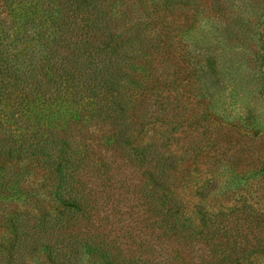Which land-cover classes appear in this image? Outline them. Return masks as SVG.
I'll list each match as a JSON object with an SVG mask.
<instances>
[{
  "label": "trees",
  "instance_id": "1",
  "mask_svg": "<svg viewBox=\"0 0 264 264\" xmlns=\"http://www.w3.org/2000/svg\"><path fill=\"white\" fill-rule=\"evenodd\" d=\"M7 8L10 17L0 21V124L5 117L8 127H0V161L34 160L47 166L55 201V209L38 215L14 212L2 245L19 253L22 263L14 264L40 252L55 264H79L84 257H98L97 264H170L149 255L145 241L137 249L126 248L96 232L97 204L81 177L90 164L98 175L112 177L116 155L143 167L147 209H156L158 228L175 236L178 252L187 253L205 239L217 248L225 237L219 257L204 264H243L246 258L238 255L254 245L252 232H224L221 224L235 207L216 203L215 185L200 195L201 178L194 182L199 197L188 206L172 182L180 165L162 148L139 143L138 126L151 115L141 98L153 90V70L145 64L150 50L142 48L145 29L135 25L136 19L125 27L128 14L117 0H8ZM91 125L105 131L102 139L96 136L105 150L101 155L82 133ZM214 173L207 170L209 178L203 180L209 184ZM244 214L240 219L254 224L248 210ZM254 222L262 228L255 238L260 235L257 246L263 251V219Z\"/></svg>",
  "mask_w": 264,
  "mask_h": 264
},
{
  "label": "rangeland",
  "instance_id": "2",
  "mask_svg": "<svg viewBox=\"0 0 264 264\" xmlns=\"http://www.w3.org/2000/svg\"><path fill=\"white\" fill-rule=\"evenodd\" d=\"M117 1L128 14L125 27L136 19L135 25L145 29L142 48L150 50L145 64L153 72L145 80L153 90L141 100L151 115L138 126L139 143L162 148L171 162L180 165L172 182L188 206L199 197L195 180L205 183L200 195L215 185L211 193L217 195L216 203L235 207L232 218L222 216L223 231H250L254 237V245L246 246L238 257L246 258L243 264H264V250L257 246L260 235L255 238L262 228L254 222L264 223V0ZM7 4L0 0V21L10 17ZM21 97L18 94L17 102ZM3 118L0 127L6 130L8 120ZM104 132L94 125L82 132L98 155L104 149L96 144V136L102 139ZM116 156L112 177L98 175L92 164L85 166L81 177L84 191L97 204L93 216L97 234L126 248L137 249L145 241L149 255L170 264H204L219 257L225 237L218 239L217 248L205 239L194 242L187 253L178 252L175 236L167 237L158 228L156 209H147L143 167ZM211 168L214 180L208 184L203 179L209 178L206 172ZM51 175L47 166L34 160L0 161V264L21 262L16 250L2 246L14 212L38 215L55 209ZM246 210L254 224L240 219ZM97 260L84 257L79 264ZM24 264L55 263L40 252L27 255Z\"/></svg>",
  "mask_w": 264,
  "mask_h": 264
}]
</instances>
